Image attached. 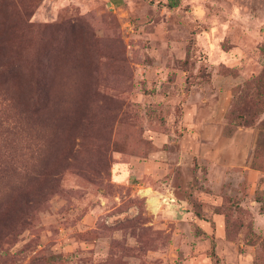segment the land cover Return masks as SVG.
<instances>
[{"label":"rangeland","instance_id":"rangeland-1","mask_svg":"<svg viewBox=\"0 0 264 264\" xmlns=\"http://www.w3.org/2000/svg\"><path fill=\"white\" fill-rule=\"evenodd\" d=\"M0 90V264H264V0H0Z\"/></svg>","mask_w":264,"mask_h":264},{"label":"trees","instance_id":"trees-1","mask_svg":"<svg viewBox=\"0 0 264 264\" xmlns=\"http://www.w3.org/2000/svg\"><path fill=\"white\" fill-rule=\"evenodd\" d=\"M6 96L7 94L0 90V136H6V138L11 139L29 136L33 128V124L29 122V114L32 112L29 108V98L24 96L21 102H15L14 104L15 100ZM41 100L42 97L39 95L35 106ZM38 139H40V136ZM258 200L264 202L262 199Z\"/></svg>","mask_w":264,"mask_h":264},{"label":"crops","instance_id":"crops-1","mask_svg":"<svg viewBox=\"0 0 264 264\" xmlns=\"http://www.w3.org/2000/svg\"><path fill=\"white\" fill-rule=\"evenodd\" d=\"M254 148H255L254 146H251L249 148V151H248L247 154H251L253 152ZM251 174L254 175L255 173H251ZM114 177H115L116 182H119V181H123L124 180V175L115 174ZM262 206H263V204H262Z\"/></svg>","mask_w":264,"mask_h":264}]
</instances>
